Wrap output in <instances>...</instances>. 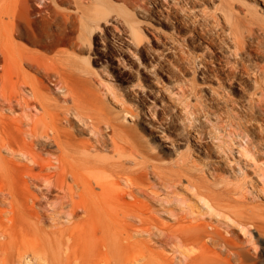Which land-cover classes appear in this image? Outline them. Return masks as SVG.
Returning <instances> with one entry per match:
<instances>
[{
  "label": "rangeland",
  "instance_id": "rangeland-1",
  "mask_svg": "<svg viewBox=\"0 0 264 264\" xmlns=\"http://www.w3.org/2000/svg\"><path fill=\"white\" fill-rule=\"evenodd\" d=\"M50 5L72 24L70 39L50 46L31 32L14 40L46 62L69 57L82 74L68 85L95 103L108 139L101 144L88 128L66 126L78 143H89L78 155L91 162L83 170L94 189L101 190L97 180L142 211V218L111 215L128 223L135 256L130 264H151V253L158 252L168 258L166 264H185V255L199 253L201 244L208 255L226 260L204 234L199 245L194 238L178 241L194 224L230 240L243 264H264V82L254 75L257 66L264 70V0H50ZM8 18L0 15V23ZM23 67L40 80L49 116L56 106L72 104L64 88ZM105 120L118 131L117 150ZM66 183L73 184L72 177ZM27 194L29 203L41 195L33 186ZM2 195L4 210L10 204ZM44 221L45 228L53 227L50 219ZM244 223L249 232L241 229ZM148 226L151 233L143 231ZM186 247L197 252L189 254ZM29 258L21 261L32 262Z\"/></svg>",
  "mask_w": 264,
  "mask_h": 264
},
{
  "label": "bare ground",
  "instance_id": "bare-ground-1",
  "mask_svg": "<svg viewBox=\"0 0 264 264\" xmlns=\"http://www.w3.org/2000/svg\"><path fill=\"white\" fill-rule=\"evenodd\" d=\"M0 1H3L0 15L9 17L4 25L0 23V192L9 197L10 204L9 208L0 209V264H130L135 256L131 253L134 244L129 240L128 223H117L111 215L116 212L125 217L135 213L141 217L142 211L121 201L122 197L115 189L99 184L97 180L101 190L94 189L89 175L83 170L91 162L78 155L80 146L87 148L89 143H78L75 131L66 126L88 128L90 137L101 144L108 139L101 125L102 113L96 110L95 103L83 97L75 86L68 85L69 78H82V74L73 68L71 58L61 55L56 63L46 62L40 53L24 48L14 40L17 36L35 32L46 38L50 46H56L71 38L72 24L57 15L50 0ZM23 66L64 88L63 97L65 100L70 97L72 104H54L56 112L49 116L45 110L47 105L40 99V80L33 77L34 72L32 76L26 73ZM244 68L241 64L239 71ZM227 73L239 81L232 70L227 69ZM254 75L255 80L264 82L262 66L254 69ZM38 111L43 114L40 116ZM103 123L111 128L113 133L109 140L117 150L116 127L109 120ZM3 151L10 154L7 152L9 155L4 156ZM18 157L26 161H19ZM69 176L73 184L66 183ZM130 185L127 181V187ZM30 186L38 188L41 194L31 203L27 199ZM129 192L135 195L132 189ZM5 214L6 219H3ZM45 218L53 221V227L45 228L42 224ZM241 226L244 233L249 232L245 223ZM151 230L149 226L143 227V231L151 233ZM186 232L188 238L176 236L178 241L194 238L199 245L204 234L217 242L220 246L218 254L223 252L227 258L221 260L208 255L201 244L198 246L201 251L193 255L190 254L192 249V253L197 252L194 247L190 252L186 247L190 255H185V264H233L232 260L235 264H243L241 253L230 250L231 242L227 238L218 239L199 224ZM28 255L32 262H22L21 258ZM151 256L154 261L151 264H166L168 259L160 252L155 257L151 253Z\"/></svg>",
  "mask_w": 264,
  "mask_h": 264
}]
</instances>
